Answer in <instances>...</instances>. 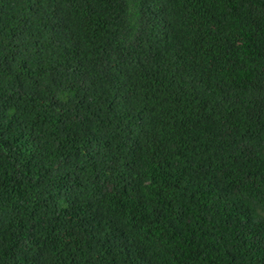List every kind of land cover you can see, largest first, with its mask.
<instances>
[{
	"label": "trees",
	"instance_id": "obj_1",
	"mask_svg": "<svg viewBox=\"0 0 264 264\" xmlns=\"http://www.w3.org/2000/svg\"><path fill=\"white\" fill-rule=\"evenodd\" d=\"M0 264H264V0H0Z\"/></svg>",
	"mask_w": 264,
	"mask_h": 264
}]
</instances>
